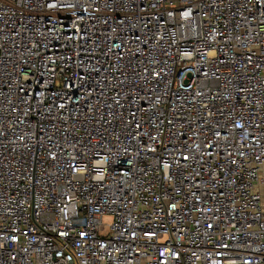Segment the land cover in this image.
Wrapping results in <instances>:
<instances>
[{"label":"built area","instance_id":"obj_1","mask_svg":"<svg viewBox=\"0 0 264 264\" xmlns=\"http://www.w3.org/2000/svg\"><path fill=\"white\" fill-rule=\"evenodd\" d=\"M260 186L264 0H0V264H264Z\"/></svg>","mask_w":264,"mask_h":264},{"label":"crops","instance_id":"obj_2","mask_svg":"<svg viewBox=\"0 0 264 264\" xmlns=\"http://www.w3.org/2000/svg\"><path fill=\"white\" fill-rule=\"evenodd\" d=\"M258 191L261 193L262 195V204H263V208H264V186H260L258 188Z\"/></svg>","mask_w":264,"mask_h":264},{"label":"rangeland","instance_id":"obj_3","mask_svg":"<svg viewBox=\"0 0 264 264\" xmlns=\"http://www.w3.org/2000/svg\"><path fill=\"white\" fill-rule=\"evenodd\" d=\"M111 223H112V218L111 217H107L103 221V224H105V225H110Z\"/></svg>","mask_w":264,"mask_h":264}]
</instances>
